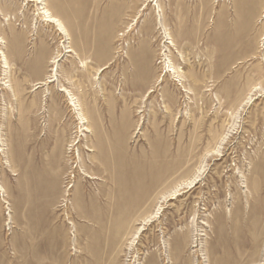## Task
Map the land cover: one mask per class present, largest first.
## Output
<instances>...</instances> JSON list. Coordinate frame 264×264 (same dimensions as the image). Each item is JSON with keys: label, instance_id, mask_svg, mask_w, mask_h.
<instances>
[{"label": "rangeland", "instance_id": "1", "mask_svg": "<svg viewBox=\"0 0 264 264\" xmlns=\"http://www.w3.org/2000/svg\"><path fill=\"white\" fill-rule=\"evenodd\" d=\"M43 1L0 0V264H264V0Z\"/></svg>", "mask_w": 264, "mask_h": 264}, {"label": "bare ground", "instance_id": "2", "mask_svg": "<svg viewBox=\"0 0 264 264\" xmlns=\"http://www.w3.org/2000/svg\"><path fill=\"white\" fill-rule=\"evenodd\" d=\"M30 1H37V2H41L42 4L44 3V1L43 0H30ZM151 0H147L144 4H143V7L145 8L148 4H149V2H150ZM156 3H157V1H156ZM156 5H159V4H156ZM17 7L18 6V4H14V5H7V7ZM20 6V5H19ZM158 7H160V6H158ZM44 9V16H45V20H47L48 22H50V23H57L58 25H59V27L60 28H62L63 27V23L60 21V19L59 18H57L55 15H53V13L49 10V9H47V8H45V7H43ZM0 40H1V38H0ZM1 42H3V40H1ZM169 42V44L172 46V45H175L174 44V42H173V40H171V41H168ZM166 46V45H165ZM163 55L165 56V59H164V61L166 60V56H167V53H166V49H163ZM5 63H6V60H5ZM165 65V64H164ZM3 67H5V65L3 66ZM166 67V66H165ZM105 68V67H104ZM103 69V68H102ZM173 69V68H172ZM171 70V69H170ZM169 71V70H168ZM146 77V80H148L149 78L147 77V76H145ZM47 79H50V81H51V79H52V76H49V78H47ZM182 85L184 86V90L185 91H188L187 90V88H186V85L182 82ZM152 90H150L149 92H151ZM148 92V93H149ZM71 100H74V98L71 96ZM74 104H75V106H76V103L74 102ZM78 109H80V108H78ZM79 113V118L81 119V121H82V123L84 124V123H87L88 122V119H86V117H85V115H83L80 111L78 112ZM77 113V114H78ZM31 118V117H30ZM86 129H87V131H89V128L88 127H86ZM25 140H23V138H22V143L24 142ZM22 145V144H21ZM102 150V149H101ZM126 150V149H125ZM0 151H5V149L4 148H1L0 149ZM103 152V151H102ZM115 152H116V150H115ZM99 154V153H98ZM97 155V154H96ZM115 155V154H114ZM126 155V154H125ZM125 155H123V157H122V159L120 160L121 161V163H122V168L120 169L118 166L119 165H116V162L114 163H111V164H101V165H103L106 169H108V171L109 170H111V169H113V170H120V171H123L125 174H124V176H125V181H126V184L128 185L129 183H130V181H131V179H130V174H132L130 171H132V169H134V166H132V162H131V157H130V155L127 153V156H125ZM117 159V158H116ZM116 159H115V161H116ZM118 161V160H117ZM120 161L119 162H117V163H119L120 164ZM86 177H88V178H90V179H96L97 177L96 176H93L92 174H89V173H83ZM111 179V178H110ZM124 179V178H123ZM190 184H194V182L193 181H191L190 182ZM192 186V185H191Z\"/></svg>", "mask_w": 264, "mask_h": 264}]
</instances>
